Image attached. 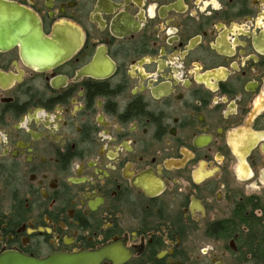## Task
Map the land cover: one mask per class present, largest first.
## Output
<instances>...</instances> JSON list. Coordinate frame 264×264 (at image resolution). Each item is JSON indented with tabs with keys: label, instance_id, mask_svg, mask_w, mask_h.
Returning a JSON list of instances; mask_svg holds the SVG:
<instances>
[{
	"label": "flooded vegetation",
	"instance_id": "obj_1",
	"mask_svg": "<svg viewBox=\"0 0 264 264\" xmlns=\"http://www.w3.org/2000/svg\"><path fill=\"white\" fill-rule=\"evenodd\" d=\"M0 3V257L264 264V0Z\"/></svg>",
	"mask_w": 264,
	"mask_h": 264
},
{
	"label": "water",
	"instance_id": "obj_2",
	"mask_svg": "<svg viewBox=\"0 0 264 264\" xmlns=\"http://www.w3.org/2000/svg\"><path fill=\"white\" fill-rule=\"evenodd\" d=\"M4 10L5 8L0 3V13ZM16 13L19 16L21 15L20 28L21 36L23 38V44L32 46L33 38L36 36V34H39V29L36 25L35 19L30 14H27L23 9H18ZM1 26L2 20L0 18V31ZM0 47H3L1 39ZM95 259V256L88 254H55L46 259H34L25 257L20 254L7 253L0 257V264H94Z\"/></svg>",
	"mask_w": 264,
	"mask_h": 264
}]
</instances>
